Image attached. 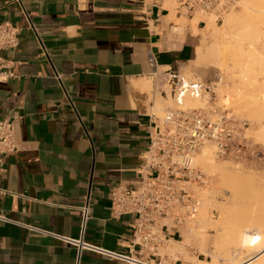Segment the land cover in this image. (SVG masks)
Masks as SVG:
<instances>
[{
	"label": "crops",
	"instance_id": "1",
	"mask_svg": "<svg viewBox=\"0 0 264 264\" xmlns=\"http://www.w3.org/2000/svg\"><path fill=\"white\" fill-rule=\"evenodd\" d=\"M22 1L29 18L19 4L0 0V23L20 29V46L2 53L15 77L0 84V118L20 122L17 152L5 157L0 178V214L8 220L0 221V264H123L52 235L130 252L135 221L112 216L111 190L141 182L158 113L151 62L158 70L193 62L199 36L170 34L180 0ZM191 222L171 224L159 256L146 257L211 264L186 234Z\"/></svg>",
	"mask_w": 264,
	"mask_h": 264
},
{
	"label": "built area",
	"instance_id": "2",
	"mask_svg": "<svg viewBox=\"0 0 264 264\" xmlns=\"http://www.w3.org/2000/svg\"><path fill=\"white\" fill-rule=\"evenodd\" d=\"M240 0H180L176 12L180 18L193 19L197 14L213 16L217 24L223 16L236 7ZM17 3L27 14L22 0ZM30 28L34 30L30 22ZM204 28L206 23L202 22ZM20 29L10 22L0 23V84L14 78V63L2 53L20 46ZM150 78L158 98L174 103L163 117H155L154 128L149 133L150 144L142 154L141 182L138 188L128 189L118 185L111 190V214L114 218L131 215L135 224L132 244L128 254L110 252L84 242L83 239L52 235L57 240L123 264H161L146 256L156 258L159 248L166 242L164 232L173 225L194 220L198 208L195 188H204L209 177L195 165V157L206 144L215 148L216 158L246 165L264 164V147L249 136L246 120L233 116L221 104L215 81L188 80L179 68L157 69L151 62ZM56 78L61 82V76ZM202 102L199 107H188L186 100ZM19 117L0 118V178L4 159L17 152L15 132ZM6 192L0 189V195ZM90 199L80 208L83 229L89 217ZM0 221H8L0 214Z\"/></svg>",
	"mask_w": 264,
	"mask_h": 264
},
{
	"label": "bare ground",
	"instance_id": "3",
	"mask_svg": "<svg viewBox=\"0 0 264 264\" xmlns=\"http://www.w3.org/2000/svg\"><path fill=\"white\" fill-rule=\"evenodd\" d=\"M241 3L244 6L243 12L240 10L241 14L240 13L237 14L236 12H238V11L233 12V9L236 7L232 8L231 9L232 11L231 10H230L231 12L229 11L230 13L227 12L226 13L227 15L225 14L223 16V21H224L225 17H226V19L224 21V24H222L223 25L222 27L217 28V27L213 26L211 24V22L207 23V25L209 24V26L211 24V28L213 30V35L211 34L212 37H210V38L214 39L213 40L214 42L211 43V46L207 47L208 48L207 54H209V55L206 56V54L204 53V49H205L204 45L205 44L200 43V45L196 49V59L193 62H191L190 64L195 66L196 69L201 70L202 66H203L202 64L209 57L214 59L215 61L219 60L220 56H224L223 54L224 53L226 54V52H229V50L231 48L230 47L231 43L229 42L230 39L227 40L226 35L227 34L229 35V33H230V34H232V37L235 36V34L238 37L241 34L242 39L234 37V40L236 38L237 40L243 42L242 44L241 43L240 44L242 45L244 52H246V58H245L246 61H243L245 68H244V72L242 75L244 76L243 78H245L246 83H248L247 84L248 86L246 87V88H249L248 90L246 89L247 93L252 94V92L256 93L255 91L257 89L255 90V87H257V86H255V85L259 84L255 79V74L258 73L259 76H262V77L264 76V46H262L263 48L261 47L262 50L258 49L262 44L264 45V30H262V28L260 29L259 27H257L255 25V22H256L255 19H257V18L256 17L254 18V15L259 14V16H260L259 17L260 22H258L259 26L260 27H261V25L264 26V0H242ZM241 3H239V4L242 5ZM201 15L204 16L203 14H201ZM195 17L193 19H191L190 22L193 21L195 19ZM204 17H210L215 21V17H213V16H204ZM257 17H258V15H257ZM177 31H178V26L175 25L172 28L171 34L172 35L181 34ZM210 33H212V32H210ZM194 36H196V35H194ZM228 37L232 39V37H230V35ZM203 41H205V40L203 39ZM200 42H202V40ZM205 43H206V41H205ZM238 47L242 48L240 45H238ZM232 49H233V47H232ZM259 50H260L261 55L258 56ZM240 51H242V50L240 49ZM256 71H258V72H256ZM256 77H257V74H256ZM187 79L192 80L189 78H187ZM201 79H203V78H201ZM263 79L261 78L260 80H263ZM197 81H199V80H197ZM245 81H244V83H245ZM258 81H259V79H258ZM215 82L218 85L217 90L219 91V86L222 84L223 78L221 76H218L217 81H215ZM240 83H243V82H240ZM260 91H261V94L259 95L260 99H257L258 100L257 104H256V102H254V99H252L251 101H252V106L255 103L256 106L259 107V112L262 113V114L261 113L260 114L263 115V112H264V83L263 82L260 83ZM242 92H243V90H242ZM236 96H238V95H236ZM219 97H220L221 104L226 106L227 108H229L227 106L226 101H225V99H226L225 96H222L219 93ZM168 99H169V97L167 99H164V102H167ZM239 101L240 100H238V102ZM249 101H247V102H249ZM247 102H245V103H247ZM191 103H194V104L197 103L198 106L192 105ZM200 104H202V102L198 101V100H189V99L186 100V105L188 107H199ZM239 106H241V105H239ZM250 106H251V104H250ZM250 106H249V108H251ZM237 108H238V106H237ZM240 108L241 107H239V110H240ZM252 110L253 109H251V113H252ZM247 111H249V110H247ZM254 113H255V111H254ZM262 119H263V116H262ZM262 127H263V132H262L261 138L264 141V126H262ZM200 152H201V154H199V153L197 154L194 162H196L198 165L204 167L206 170L212 172V174H218L219 182L216 181L218 183V189H217V191H216V188H215V190L214 189L213 190H204L203 189L204 191H200L199 188L194 189L195 190L194 193H195L197 199L200 200L201 205H200V208L198 209L197 214L195 215L194 221L191 222L190 225L188 224L189 226L187 227L186 234L192 235L195 239L194 242H196V240H197L201 252L206 253L207 256L208 255L211 256V259H212L211 264H222L223 262H221V261H224V260H226V261L228 260L227 262L230 261L229 264L230 263H233V264H264V214L257 216L258 213L255 214L256 212L254 213V215H252V212H248V213H251L250 216L248 214H247L248 216L243 214V216H245V217L241 216V218H240V216H239L238 219L234 220L230 217V214L234 213V212H225L226 208L225 209L222 208L221 216L219 217L218 220L214 221L210 215L211 213H209V211H208V210H210L209 209L210 206H213L212 208H214L215 205L216 206L218 205L217 203L215 205H213L215 203L214 201H212V199L215 196L213 194H218L220 192H221V194H224L226 192V190H225L226 188H227V190H230V194L232 193V196L231 195L230 196L232 197L233 201H234V199L238 200V198L249 200L252 195L250 196V194H246L244 191H241V190H242V186L248 185V183H250L251 181L254 180L255 176L254 175L247 176L244 172H242V169L240 167L239 168L234 167L237 169L233 168V170H231V168L226 164L225 165L218 164L214 159L215 153L207 145L203 146L201 148ZM262 180H264V177L262 178ZM215 185L217 186V184H215ZM259 186H260V184H259ZM257 188L260 189V191H259V189L257 190L259 193H261L260 195H262V194L264 195V183H263V187H261V188L257 187ZM223 191H225V192L222 193ZM241 192H244V193L241 195ZM211 194L213 195V197ZM260 195L258 194V196H260ZM230 196H229V198H230ZM255 196L257 197V200H259L257 193ZM261 200H263V197H261ZM252 201H253V199H252ZM263 201L261 202L262 204H263ZM223 207H225V206H223ZM218 208H220V207H218ZM240 223H241L242 227L240 226ZM195 224H197L199 226V229H197L194 226ZM210 230H212V231L214 230L216 233L212 239H211V237H209L210 234L208 235ZM185 238H187V236ZM194 239H192V240H194ZM187 241H185V243ZM210 242H212V247L209 250L208 245ZM198 244H196V245H198ZM178 248L183 250V246H179ZM205 257H206V255H205ZM246 259H248V260L244 261V262L242 261V260H246ZM192 262H194V261H192ZM239 262H241V263H239Z\"/></svg>",
	"mask_w": 264,
	"mask_h": 264
},
{
	"label": "rangeland",
	"instance_id": "4",
	"mask_svg": "<svg viewBox=\"0 0 264 264\" xmlns=\"http://www.w3.org/2000/svg\"><path fill=\"white\" fill-rule=\"evenodd\" d=\"M241 2H242V0L239 1V3H241ZM239 3L237 4L236 8L233 9V12L238 11V12H236L237 14H239V13L241 14L240 10L243 12V9H244L243 4L241 3L242 5H240ZM257 15H258V17H257ZM257 15H254V18L255 17L257 18V19H255V21H256L255 25L257 27H259L260 29L262 28V30H264V26H262V25H261V27L259 26L258 22H260V20H259L260 16H259V14H257ZM225 19H226V17L224 18V21H225ZM170 21L173 23L170 26V34L172 32V28L175 25H177L178 26V31L177 32H179L181 34H175V35H176V37L178 36L180 38V41H183L188 36H194V35L199 36L198 37L199 42H197L196 47L199 46L200 43L201 44L204 43L205 44L204 45L205 46L204 53L206 54V56L209 55V54H207V52H208V48L207 47H210L211 43L214 42L213 41L214 39L210 38L213 35V30L211 28V24L213 26L217 27V28L222 27L223 26L222 24H224V21H223L222 24H216V22L212 18L204 17L201 14H198L195 17V19L193 21H191V22H190L189 19H186V18L176 19L175 16H172V18H170ZM199 21H204L206 23V27L198 30L196 25L198 24ZM210 22H211L210 26H209V24L207 25V23H210ZM210 32H212V33H210ZM227 35H226V39L227 40L230 39L229 42L232 45L230 44L231 48H230L229 52H226V54L224 53L223 54L224 56H220V58H219L220 61L219 60L215 61L214 59L209 57L202 64L203 66H202L201 70L196 69V67L191 65L190 64L191 62H190V63L182 66L180 68V71L185 77H187L189 79H192V80L196 79V80L203 81V82L217 81L218 76H221L223 78V82L219 86V91L218 92L222 96H225L226 99L225 98L224 99H225V101L227 103V106L230 109V112L236 118H239V119H242V120H246L249 123V125H250L249 131H248L249 136L252 138L254 143L259 144V145L264 147V141L261 138L262 132H263V127L262 126H264V112H263V115H261L262 113L259 112V107L256 106V104L258 102L257 99H260V96H259L261 94L260 83L261 82L264 83V81H263L264 80L263 79L264 76L263 77L259 76L258 73H256L257 74V77H256V74H255V79L259 83V84L255 85V86H257V87H255V90L257 89L255 91L256 93L252 92V94H248L247 91H246V89L247 90L249 89V88H246L248 86L247 85L248 83H246L245 78H243L244 76L242 75L243 72H244V68H245V65L243 64V61H246V59H245L246 58V52H244L243 47L241 45L243 42L236 39V38L242 39L241 34L239 35L240 37L239 36L237 37L236 34H235V36L232 37V34L229 33V35H230V37H232V39L228 37L229 35L228 36ZM234 37H236L235 40H234ZM203 39L206 41V43H205V41H203ZM201 40H202V42H200ZM238 45H240L242 48L238 47ZM262 46H264V45L262 44L258 49L262 50V48H263ZM232 47H233V49H232ZM240 49L242 51H240ZM258 53H259L258 56L261 55L260 54V50H259ZM256 72H258V71H256ZM201 78H203V79H201ZM257 78L259 79L260 82L258 81ZM261 78L263 80H260ZM244 81H245V83H244ZM240 82H243L244 84L240 83ZM242 90H243V92H242ZM236 95H238V96H236ZM252 99H254V102H256V104L254 103L253 106H252V101H251ZM238 100H240V101L238 102ZM246 100L247 101L250 100V101L247 102ZM245 102H247V103H245ZM191 104L195 105V106H198L197 103H195V104L191 103ZM250 104H251V106H250ZM201 105L202 104H200V106ZM239 105H241V106H239ZM237 106H238V108H237ZM249 106L251 108H249ZM156 107H157V110H158V115L163 117L165 112L169 108H174V103H173V101L171 100L170 97L167 100V102H164V99L162 100L161 98H158ZM239 107H241L240 110H239ZM251 109H253L252 113H251ZM247 110H249V111H247ZM254 111H255V113H254ZM262 116H263V119H262ZM206 145L209 146V148L212 149L213 152L215 153V148H214L213 145H211V144H206ZM199 154H201L200 151H199ZM215 155L216 154H214V157H215L214 159H215V161L218 164H220V165H225L226 164V165H228L231 168V170H233L234 167H237V168L240 167L242 169V172H244L247 176L254 175L255 177H254L253 181L248 183V185H243L242 186V190L241 191H244L246 194H250V196L252 195L249 200L238 198V200L234 199V201H233L232 197H231L232 193L230 194V190H227V188L225 189L226 192L225 191L222 192V193L225 192L224 194H221V192L218 193V194H213L215 196L217 195L216 197L214 196V198H213L214 200L212 199V201L215 202V203L213 202L214 203L213 205H215L217 203L218 204L217 206L220 207V208H218L216 205H215L216 207L214 206V208H212L213 206H210L211 208L209 207L210 210H208V211H209V213H211L210 215H211L212 219L214 221L219 219V217L221 216L222 208H224V209L226 208L225 212H234V213L230 214V217L232 219H234V220L238 219L239 216L241 218V216H243V214L246 215V216H248V215L250 216L251 213H248V212H252V215H254L255 212H256L255 214L258 213L257 216L258 215L260 216L261 214L263 215L264 214V201H263L264 200V195L263 194H262L263 196L260 195L261 193H259L257 191L259 189L257 187H260V188L263 187L264 180H262V178L264 177V164H260V165H246V164L237 163V162H234V161H231V160H220V159H217ZM195 164H196V166L201 168L205 172V174L209 177V184L206 187H204V188H199L200 191L213 190V189L215 190V188H216V191H217V189H218V183L217 182H219L218 174H212V172L206 170L204 167L198 165L196 162H195ZM237 168H234V169H237ZM215 184H217V186ZM259 184H260V186H259ZM259 191H260V189H259ZM244 192H241V195ZM256 193H257V196L259 194L261 197H263V200H261L260 196H258L259 200H257V197L255 196ZM213 195H212V197H213ZM229 196H230V198H229ZM252 199H253V201H252ZM197 200H198V205H199L198 208H197V212H198V209L200 208L201 203H200L199 199H197ZM262 201H263V204L261 203ZM223 206H225V207H223ZM243 217H245V216H243ZM193 221L194 220H192V222ZM189 225H190V223H189ZM194 226L197 229H199V226L197 224H195ZM240 226H241V223H240ZM215 234L216 233H215L214 230L213 231L210 230L209 233H208V235H209V237H211V239L213 238V236H215ZM177 250H181V249L178 248ZM200 264H205V263H200Z\"/></svg>",
	"mask_w": 264,
	"mask_h": 264
}]
</instances>
